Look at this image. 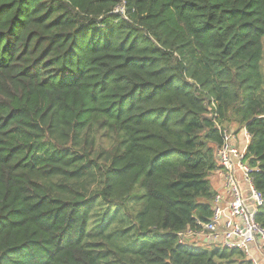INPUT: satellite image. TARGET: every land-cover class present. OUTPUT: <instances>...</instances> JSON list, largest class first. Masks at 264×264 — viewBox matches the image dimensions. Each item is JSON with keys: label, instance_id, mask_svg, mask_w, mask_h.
<instances>
[{"label": "trees", "instance_id": "trees-1", "mask_svg": "<svg viewBox=\"0 0 264 264\" xmlns=\"http://www.w3.org/2000/svg\"><path fill=\"white\" fill-rule=\"evenodd\" d=\"M230 127L264 197V0H0V264H254L179 236Z\"/></svg>", "mask_w": 264, "mask_h": 264}, {"label": "built area", "instance_id": "built-area-1", "mask_svg": "<svg viewBox=\"0 0 264 264\" xmlns=\"http://www.w3.org/2000/svg\"><path fill=\"white\" fill-rule=\"evenodd\" d=\"M245 145L250 136L245 131ZM247 148L237 146V134L228 128L222 131V144L217 150V161L225 180L227 193L231 196L223 208L222 195H216L214 214L207 223L201 224V231L188 230L180 233L181 243L188 239L206 238L229 250H240L254 264H260L252 255V247L260 243L264 252V229L257 224L256 217L264 203V197L253 181L248 161L245 160ZM239 174L243 177L240 181ZM229 213V217H226Z\"/></svg>", "mask_w": 264, "mask_h": 264}, {"label": "crops", "instance_id": "crops-1", "mask_svg": "<svg viewBox=\"0 0 264 264\" xmlns=\"http://www.w3.org/2000/svg\"><path fill=\"white\" fill-rule=\"evenodd\" d=\"M230 129L234 130L237 134V146H238V148H240L242 150L247 148L248 146L245 145V136H244L246 130L245 129L239 130L235 127H230ZM216 159H217V154H216ZM217 164H218V167L220 169H218L217 171L212 173L210 175L209 179L211 181L212 188L216 192V194L217 195L220 194L224 198L221 206L223 208H225L227 206V203L230 201L231 196L226 191L225 180H224L223 174L221 172V167H220L218 161H217ZM239 178H240V181L243 182V177L241 174H239ZM213 206H215V202L213 203ZM225 215H226V217H229V213H226ZM195 240H198V239H194V241ZM203 243L204 244H209V243L217 244L215 242H212L211 240H207L206 238L203 240ZM196 246H199V245H196ZM252 255L256 260H258V262L260 264H264V252L261 248L260 243H258L252 247Z\"/></svg>", "mask_w": 264, "mask_h": 264}, {"label": "rangeland", "instance_id": "rangeland-1", "mask_svg": "<svg viewBox=\"0 0 264 264\" xmlns=\"http://www.w3.org/2000/svg\"><path fill=\"white\" fill-rule=\"evenodd\" d=\"M187 244H189V245L190 244L191 245L192 244H195V245H199V246L204 247V248H211L212 246L218 245V244H213V243L204 244L201 239H198L196 241H194V240H191V241L187 240Z\"/></svg>", "mask_w": 264, "mask_h": 264}]
</instances>
